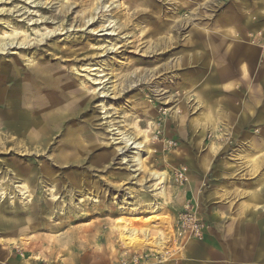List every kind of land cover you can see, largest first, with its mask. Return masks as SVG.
<instances>
[{
  "label": "rangeland",
  "instance_id": "1",
  "mask_svg": "<svg viewBox=\"0 0 264 264\" xmlns=\"http://www.w3.org/2000/svg\"><path fill=\"white\" fill-rule=\"evenodd\" d=\"M14 8L22 11L14 13ZM61 24L63 31L61 27L33 44L44 28L48 31ZM101 25L113 26L115 31H101ZM14 30L23 32L31 43L28 50L13 48L0 54V134L8 128L1 125L2 118L15 128L11 111L19 110L20 87L27 84L38 97L35 109H41L40 99L51 93L53 98L50 104L45 102L42 112L58 110L65 117L55 126L49 150L42 153L45 164L49 157L58 162L49 165V171L58 201L54 212L62 218L52 223L46 219V225L34 232L24 222L0 227L2 242L19 241L11 245L19 258L33 260L40 253L39 258L44 255L40 260L47 264H85L89 254L97 252L111 264H189L190 247L203 243L207 233L211 238L212 231L230 229L237 218L264 219V157L252 171L246 162L248 156H259L264 150V119L255 121L264 117V0L1 2L0 36ZM112 44L114 49L105 51ZM244 51L249 56L241 70L246 68L242 76L247 73V83L241 80L237 63L238 53ZM90 66L109 79L106 87L113 93L104 100L109 118L101 108L100 87L92 81L97 70L88 73ZM232 66H237L235 76L226 79ZM132 82L136 85L131 86ZM251 91L256 92V103L250 101ZM115 123L138 141L148 139L137 174L127 167L134 150L123 160L117 151L121 139L118 130L110 127ZM216 147L224 149L206 170L205 156H212L209 150ZM2 148L0 181L13 180L14 173L26 174L27 169L38 172L44 164L40 163L43 159H36L30 165L22 158L25 152L10 145ZM76 158L82 161L74 163ZM151 172L168 177L167 203L158 215L170 222L169 227H158L157 232L165 235L163 248L126 250L114 227L122 217L121 204L114 198L130 191L137 206L161 203L150 192ZM41 174L30 185L32 202L43 214L51 184L48 175ZM188 177L199 184L198 208L193 192L187 189ZM79 192L97 198L100 204L93 207L85 200L78 208ZM0 205L8 207L7 199ZM187 206L202 222L203 236L179 242L172 229ZM15 207L23 217L32 212L29 206L22 209L17 200ZM148 216V209L142 208L139 218L144 221ZM128 217L127 213L122 218ZM138 237L143 239L141 233Z\"/></svg>",
  "mask_w": 264,
  "mask_h": 264
},
{
  "label": "bare ground",
  "instance_id": "2",
  "mask_svg": "<svg viewBox=\"0 0 264 264\" xmlns=\"http://www.w3.org/2000/svg\"><path fill=\"white\" fill-rule=\"evenodd\" d=\"M9 1H11V0H0V3L1 2L7 3ZM21 11L22 10L20 8H14L13 9L14 13H18ZM24 14L25 13H23L22 16ZM90 20H93V17H91ZM90 20H88L86 23H89ZM108 26L105 28L104 25H101V27H100L101 31H107V32L109 31L108 33L112 34V32H114L115 30L112 29L113 26L111 29L110 28L108 29ZM57 27L58 28L49 29L48 31L46 28H44L45 33L37 36L33 40L34 41L33 44L34 43L39 44L42 42L43 38H46L49 35H54L58 31V29L62 27V24L60 26H57ZM59 31L60 32L63 31V27L61 29H59ZM30 43H31V41L27 40V38L25 37L23 32L17 33L16 30L11 31L10 33L4 32L3 36H0V54H6L8 52V50H11L13 48L14 49L28 50L30 47ZM114 47H115V44H112V45H110V48L105 47L104 49H105V51L109 52V51H112L114 49ZM242 68H243L242 70L245 71L246 68L245 67H242ZM87 70L89 71L88 73H90L91 71L97 70L96 74L94 75L95 78L92 79V81H93L94 85L100 87L99 90H101V91L99 93H100V98H101V102H102L101 108L103 110V114H104L105 118H109L108 115L111 113L108 111L109 109H106L105 103H104V100L108 99L110 97V94L113 93L109 90V88L106 87L109 79L106 80L107 75H105V74L103 75L102 74L103 71H99V69H92V67L90 66L87 68ZM45 80H48V78H46ZM134 85H136V82H132L131 86H134ZM112 87H114V86H112ZM129 87H130V85H129ZM20 90H21L22 98H21L19 110H12L11 111L12 119L16 125L15 128L9 126V124H11V123L8 124L9 120L7 118H2V120H1V125L8 127V128L7 129L3 128L2 132H4L5 135L3 133L0 134V149L3 146L2 150H6L8 145H10L12 147V149H14V148H16L15 150L19 149L20 151L25 152L24 155L22 156V158L25 159L27 162H29L30 165H33V164L37 163L36 159H43L42 153H45V151L49 150L50 141L52 142L54 140L53 136L55 134L54 133L55 132V126L57 125V123L59 121H60L59 123H62L65 117L61 116V115H63V113L62 114L59 113L60 115H58V112H59L58 110L46 111V112L43 111L42 112L43 105L45 104V102H48V104H50V102L53 98V94L50 93L49 95H46L45 99L39 98L41 101L40 102L41 109L40 108L35 109V107H36L35 105H36V103H39V101H38V97H35L36 95H35V91H33L32 85L27 84V86H21ZM113 90L114 89H112V91ZM10 104L12 105L13 103L10 102ZM43 108H45V107H43ZM67 119H68V117H67ZM74 119L76 120L77 118H74ZM51 124H53V127H50ZM117 124L118 123H115L114 125L110 126L112 128V131L118 130L117 134L119 135V137L121 139V140L119 139L120 141H119V143H117V144L121 145L117 151H118V153L121 152V156H122V160H123V159H126L125 157H126L127 153H129L131 150H134V155H132L131 159L128 158V160H127L128 165H129L127 167L132 169L131 172L133 174H137L139 169H141L143 166L141 158H142V155L145 154V152L142 151V148L145 146L147 147V145H145V143L147 142L148 139H147V137L142 136L140 133L139 135L142 136V138L144 137L143 141H145V142L138 141L137 136L132 135V133H129L130 134L129 135V134H126L125 132H122L121 128ZM59 125L60 124H58V126ZM136 129H138V128H136ZM12 133L15 134L17 137H15V138L12 137V136H14V135H12ZM59 134H60V132H59ZM67 137H68V135H67ZM18 138H21V139L18 140ZM4 139L5 140L8 139V141L2 142V140H4ZM73 139L74 138H71V140H73ZM62 142L64 143V141H62ZM217 151H218L217 149L212 148L211 150H209V154L212 155ZM26 153H30L32 155H34V154H36V155L40 154V155H38V157L36 155H34V157H31V155L26 154ZM75 153H77V152H75ZM60 159L61 158H58V160H60ZM62 159H64V158H62ZM44 161H45V158L43 159V162H40V163H44V164H43V166H40L38 172L34 171L33 169H30V171L27 169L26 174L25 173H23V174L14 173L13 174V178H14L13 180H10L9 178H7L6 180L0 181V204L5 199H7V203H8V207H4L3 205H0V224H1V226L4 227V229L11 228L13 226V225H11L13 222H11L10 219L7 218L4 213L9 214L7 212H8V208H10L11 213H13V215L17 214V208L15 207V201L16 200L20 202V204L22 205V209H25L27 206H29L31 208L32 212L28 216L25 224H26L27 228L29 230H31L32 232L36 231L41 226L46 225V224H43V222L46 219L48 220L47 223H49V222L52 223L55 220H59L62 218L61 216L56 215L57 213L55 214V212H54L55 204L58 201H56L57 200L56 187L52 183L53 177L50 174L51 171H49V169H50L49 165L54 167V165L57 164L58 162L56 159H54L52 157H49V159L47 160L48 164H45ZM80 161H82L81 158L80 159L76 158L74 160V163H77ZM71 163H72V161H71ZM136 168H138V169H136ZM41 169H43V170L41 171ZM38 173H40V174L42 173L41 175H43V176L48 175L49 178L48 177L47 178L49 179V182L51 184L48 186V189H47V191L49 193L47 195L48 198L46 197L47 199H46V206H45V210H44L45 212L43 213L44 215L42 213H39L38 209L36 210L37 207H35V205L32 202V198H31V193L34 191V189L31 188L30 184L33 183L37 179ZM150 176L154 180V183L152 185L153 188L150 190V192L153 193V196L160 197L162 199L161 203H150V204L144 203L143 205L137 206V205H135V202L132 201V197H130V193H132L130 191L114 198L116 201L119 202V204H121L118 208V211L121 214V216L123 217L127 213L129 215V217L127 219H123L122 217L118 218L116 220V223L114 226L115 230L117 232L120 244L126 250L138 251V250L143 249V248H150L153 250L154 249L162 250V248H163V244H164L163 238H165V235H163L160 232H157L158 227L161 225L169 227L170 222H169L168 217L163 216V218H161L158 215L164 209V206L167 203V189H166L167 187H166V185H167L168 177L165 173H157V172H151ZM8 182H10V183H8ZM49 182H48V184H49ZM43 184H44V182H43ZM144 189H146V188H144ZM71 195H72V193H71ZM78 196H77L78 198L76 199L77 202L75 204L78 208H80V206L85 202V200H87L90 203V205H92L93 207L100 204V201L97 198H94L91 196H85L84 193L79 192ZM77 207H76V209H78ZM58 208L60 209L59 205H58ZM58 208L56 207V209H58ZM142 208H146L149 211V216L146 217V219H144V221H142V219L139 218V216L141 215V209ZM5 209L7 210V212L5 211L3 213L2 210H5ZM138 222H141V224H142V222H144L143 226L137 227ZM15 225H19V223H16ZM17 230H18V228H17ZM154 232H157L156 236L154 238H150L151 237L150 234L151 233L154 234ZM140 233L143 236L142 240L139 239V237H138ZM172 234L175 237L174 225H173V229H172ZM14 244L16 246L17 243H14ZM40 258L43 259L44 255H41ZM40 258L35 259V260L39 261Z\"/></svg>",
  "mask_w": 264,
  "mask_h": 264
},
{
  "label": "crops",
  "instance_id": "3",
  "mask_svg": "<svg viewBox=\"0 0 264 264\" xmlns=\"http://www.w3.org/2000/svg\"><path fill=\"white\" fill-rule=\"evenodd\" d=\"M239 59L237 60V63H239L240 73H241V80L244 83L248 82L247 73H245L244 76H242L243 72L241 70L242 64L245 63V58L249 56V54L244 51L241 53H238ZM247 63V61H246ZM245 63V64H246ZM237 68V66H236ZM235 66H232L229 76L225 77L226 79L231 78L232 75H234V71L236 72ZM235 76V75H234ZM194 83V82H193ZM254 87V86H253ZM262 93V92H261ZM250 101L252 103L255 102L256 98V92L251 91L250 94ZM262 97V95H260ZM256 107V106H255ZM262 119L264 117H260L257 120H255L257 123L262 122ZM217 152L212 154V156H205L204 159V165L206 170H208V164L212 160L213 157H216L223 149L218 148ZM258 150V149H254ZM259 152V151H258ZM261 155H250L248 156V161H246L251 168L250 171L253 170V166L257 163L258 159L264 157V150L261 151ZM263 155V156H262ZM206 160V161H205ZM189 178V177H188ZM198 185L196 183H193L191 181V178H189V182L187 184L188 192H193L194 194V204L198 208V198L196 197V194L198 192ZM225 188V187H224ZM3 213L6 210H2ZM9 213V212H7ZM7 218L10 219L11 222H13L11 225H15L16 223L24 224L27 221V216H24L17 212L16 215H13V213L6 214ZM24 222V223H21ZM234 225V226H233ZM237 229L232 230V227H236ZM0 227L4 229L3 226ZM230 229H225L224 231L215 230L210 232V235L205 238V241L201 244H198L197 246L190 247L191 250L188 252V259L189 264H264V219L260 218H237V220H234L229 225ZM19 241H17L18 243ZM108 242V241H107ZM13 243L11 242V239H8L7 242L2 243L0 240V261H5L6 264H47V261H36V258H39V254L36 255L33 260H30L28 258H19V256L13 252L12 246ZM6 245L8 248L7 250L3 249V246ZM107 245H110L108 242ZM43 246V245H42ZM44 248V246H43ZM177 251H180L178 248ZM38 252V251H37ZM179 253V252H178ZM49 254V253H48ZM50 255V254H49ZM102 254H97V252L89 254L87 257V260L85 264H111L108 260L103 258ZM113 255V254H112ZM14 256V257H13ZM17 258V259H16ZM99 259L98 261H95ZM49 264H55L53 261Z\"/></svg>",
  "mask_w": 264,
  "mask_h": 264
},
{
  "label": "built area",
  "instance_id": "4",
  "mask_svg": "<svg viewBox=\"0 0 264 264\" xmlns=\"http://www.w3.org/2000/svg\"><path fill=\"white\" fill-rule=\"evenodd\" d=\"M179 177L181 178L182 176L180 175ZM184 211L175 221V239L179 242L189 239L200 240L204 231L202 222L196 219L188 206Z\"/></svg>",
  "mask_w": 264,
  "mask_h": 264
}]
</instances>
